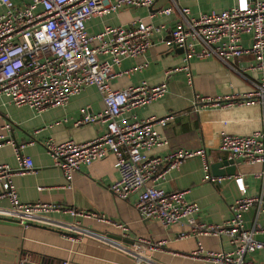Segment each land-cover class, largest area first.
Returning <instances> with one entry per match:
<instances>
[{"label":"built area","instance_id":"2783aa9c","mask_svg":"<svg viewBox=\"0 0 264 264\" xmlns=\"http://www.w3.org/2000/svg\"><path fill=\"white\" fill-rule=\"evenodd\" d=\"M155 0H0V94L16 106L27 105L36 111L48 106L64 105L73 94L86 85H95L102 96L104 108L93 112L88 106L79 109L74 125L105 122V130L86 141L72 138L44 140L55 166L64 177L63 188L72 187L73 173L81 165L90 164L111 152L118 177L108 188L118 198H127L138 192L135 206L141 218H153L166 226L180 222L190 230L177 233V238L191 234L225 235L233 244L228 251L209 250L198 241L189 256L222 264H255L246 258L254 251L264 253V226L257 221L264 211V197L241 194L230 204V216L220 223L206 222L196 216L199 206L185 197L186 190H166L156 183L166 172L194 155L202 157L203 180L218 181L222 175H213L205 148L170 149L161 154H149L153 147L168 144L167 137L157 125H165L172 114L138 118L135 109L163 96L167 91L166 79L149 83L141 80L121 89L110 86L117 74L113 67L122 58L142 54L152 44L151 34L161 25L141 19L127 24H106L97 32L89 33L86 20L94 14L116 11L130 6H150ZM159 11L169 14L177 10L178 19L165 38L166 45L183 48L188 83H192L189 66L191 57H216L227 65L243 54L253 56L251 68H264V0H235L229 7L211 8L191 15L187 6L176 0ZM249 34V43L242 41ZM140 67V66H138ZM264 104V76L250 92L225 96L204 97L196 94L195 101ZM9 124H6L8 127ZM24 143H13L18 165L0 163V197L10 200L8 207L0 206V214L16 218L20 223L49 222V213L64 210L74 217H88L108 223L125 233L128 223L112 219L96 210L61 206L53 202L22 201L12 182V175L34 168L33 160L22 152ZM219 149L229 157L248 163H264V115L262 126L249 133L223 132ZM238 189L244 193L243 177L235 178ZM258 202L256 215L249 226L244 224L243 212ZM77 239L88 235L132 254L136 264H157L148 253L159 242L137 238L131 243L117 242L103 232L84 226L79 221L68 222ZM262 234V237H258ZM22 264V261L19 262ZM67 264V260L62 261ZM264 264V263H262Z\"/></svg>","mask_w":264,"mask_h":264},{"label":"crops","instance_id":"0c3cea01","mask_svg":"<svg viewBox=\"0 0 264 264\" xmlns=\"http://www.w3.org/2000/svg\"><path fill=\"white\" fill-rule=\"evenodd\" d=\"M235 0H176L177 5L187 6L191 15L211 8L220 10L229 7ZM172 0H155L150 6L126 5L116 11L94 14L86 20L89 33H94L104 25L127 24L141 19L161 25L160 31L151 34L152 44L142 54L122 58L113 67L118 72L110 79V86L121 89L141 80L157 83L167 82L166 93L135 109L138 118L152 115L172 114L165 125H157L168 144L153 147L149 154H161L170 149L205 148L211 162L220 157H229L219 149L223 132L249 133L262 126L264 104L227 103L220 101H195L196 94L204 97L225 96L250 92L255 83L264 76V68H251L253 56L243 54L225 64L216 57H191L189 66L192 83H188L185 69H177L185 64L184 53L177 47L166 45L165 38L178 19L176 8L169 14L159 10L173 5ZM244 44L249 43V34H243ZM140 66V67H138ZM88 106L96 112L104 108L101 94L95 85H86L73 94L64 105L48 106L36 111L27 105L16 106L0 94V163L17 166L13 143H24L22 152L29 155L34 168L25 173L13 174L19 198L22 201L53 202L61 206H74L105 213L112 219L125 221V233L120 229L92 218L74 217L64 210L49 213V222L22 224L16 218L0 214V264H136V258L118 247L85 235L77 239L76 233L66 227L68 222L79 221L84 226L103 232L117 242L131 243L137 238L159 242L148 250L157 264H222L201 258H192L190 252L200 241L206 249L228 251L233 244L225 235L191 234L177 238V233L190 230V226L173 222L166 226L153 218H141L135 201L138 192L127 198H118L108 185L118 177L114 166L115 155L111 152L102 158L83 164L73 173L72 187L63 188L64 177L52 156L44 146V140L52 137L56 141L72 138L86 141L105 130V122H89L74 125L79 109ZM6 124H9L6 127ZM235 173L222 175L218 181L203 180L202 157L194 155L185 158L176 168L170 169L156 183L166 190H186L185 197L195 201L199 210L196 216L206 222L220 223L231 214L230 204L241 194L264 197V163H248L235 158ZM241 175L245 184L242 193L235 178ZM1 190V186H0ZM10 200L0 197V206L8 207ZM258 208V202L243 212L244 224L249 226ZM257 221L264 226V211L260 210ZM71 232V233H68ZM262 237V234H258ZM255 264L264 263V253L254 251L246 255Z\"/></svg>","mask_w":264,"mask_h":264},{"label":"water","instance_id":"95a60500","mask_svg":"<svg viewBox=\"0 0 264 264\" xmlns=\"http://www.w3.org/2000/svg\"><path fill=\"white\" fill-rule=\"evenodd\" d=\"M180 51L183 50L182 47L176 46ZM210 168L213 175H231L235 173L236 164L235 159L232 157H220L214 159L210 162ZM27 224H32L33 222H26ZM71 233V232H68ZM22 264H30L27 261H23Z\"/></svg>","mask_w":264,"mask_h":264},{"label":"rangeland","instance_id":"374dc122","mask_svg":"<svg viewBox=\"0 0 264 264\" xmlns=\"http://www.w3.org/2000/svg\"><path fill=\"white\" fill-rule=\"evenodd\" d=\"M171 36V34L170 33H168V35H167V37L166 38H169Z\"/></svg>","mask_w":264,"mask_h":264}]
</instances>
